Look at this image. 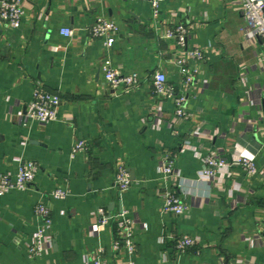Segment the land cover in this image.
<instances>
[{"label":"crops","instance_id":"obj_1","mask_svg":"<svg viewBox=\"0 0 264 264\" xmlns=\"http://www.w3.org/2000/svg\"><path fill=\"white\" fill-rule=\"evenodd\" d=\"M25 7L21 27L0 24V175H15L21 159L39 171L26 190L1 200L0 264H29L39 202L51 209L54 244L36 264H91L98 248L106 264L127 259L112 249L114 223L97 234L99 209L135 220L136 264H264V52L247 35L237 5L165 0L159 18L138 0H25ZM99 18L120 28L111 48L90 34ZM179 23L189 28L188 46L204 48L205 61L189 92V120L175 124V105L157 99L152 76L162 71L180 88L179 46L166 38ZM64 28L74 36L62 35ZM106 62L138 72L141 86L114 94ZM37 88L62 99L59 119L23 126ZM79 142L85 147L75 153ZM167 152L180 175L163 179ZM211 152L231 164L254 160L258 172L232 164L204 180L203 158ZM119 166L133 181L124 193L114 185ZM56 189L69 196L52 199ZM165 190L186 205L183 216L163 214ZM181 236L195 245L178 253Z\"/></svg>","mask_w":264,"mask_h":264},{"label":"built area","instance_id":"obj_2","mask_svg":"<svg viewBox=\"0 0 264 264\" xmlns=\"http://www.w3.org/2000/svg\"><path fill=\"white\" fill-rule=\"evenodd\" d=\"M138 1L149 2L155 18H159L165 3V0ZM232 1L237 5L238 12L247 24V35L254 39H259L264 52V0ZM25 13V0H0V24L5 23L12 28H19L22 25ZM89 31L93 38L103 40L104 44L111 48L116 42L120 28L111 20L99 18ZM61 34L66 37L74 36L73 30L69 28L62 29ZM188 36L189 28L182 23L176 24L166 33V38L175 40L179 46L176 66L181 76L180 88L177 89V87L169 83L167 75L162 71H156L152 76V85L157 99L160 101L165 99L172 100L175 105V124L179 121L189 120L187 110L189 92L198 84L201 71L200 64L205 61L204 48L198 45L189 47ZM102 71L107 85L114 94L128 93L141 86L142 77L138 72L123 73L112 67L110 62H106L103 65ZM61 104L62 99L57 94L47 92L41 88L35 89L28 113L21 121L22 125L26 126L28 122L35 121L45 126L57 121ZM84 147L85 143L79 142L74 152L77 153ZM223 154V152H211L203 158L206 168L200 173L201 178L213 181L218 173L224 170L228 172L227 170L231 169L232 164L239 165L247 175H253L258 172L254 160L240 157L231 164ZM38 171L39 166L36 162L21 159L18 162L15 175H0V204L2 198L11 191L26 190L35 181ZM160 173L163 179L180 175V172L175 168L170 152H167L164 159L160 162ZM233 175H235L234 172L227 173L224 180L229 179ZM132 184L133 181L127 167L119 166L115 175L114 185L120 192L124 193L131 188ZM162 195L163 214H173L176 217H181L187 212L188 208L173 191L165 190ZM50 196L54 200H65L69 196V191L56 189L51 192ZM35 214L40 220V226L28 246L29 264H36V261L47 254L54 244V236L52 234L54 221L51 209L45 203L39 202L35 207ZM94 220L97 234L111 223L116 225V238L112 243V249L116 252L127 254V259H120L118 264H136L134 260L137 247L134 238L135 220L130 219L126 212L114 215L107 213L104 209H99L95 213ZM194 245L195 240L191 237L181 236L177 239L175 250L178 253L186 252ZM102 254L103 249L98 248L94 252L91 264H106L102 260Z\"/></svg>","mask_w":264,"mask_h":264}]
</instances>
